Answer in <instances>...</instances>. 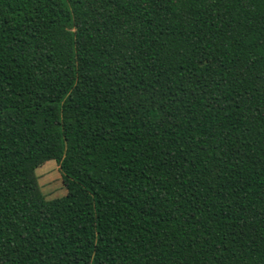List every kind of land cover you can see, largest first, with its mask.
Masks as SVG:
<instances>
[{
	"label": "trees",
	"instance_id": "1",
	"mask_svg": "<svg viewBox=\"0 0 264 264\" xmlns=\"http://www.w3.org/2000/svg\"><path fill=\"white\" fill-rule=\"evenodd\" d=\"M0 264H264V0H0Z\"/></svg>",
	"mask_w": 264,
	"mask_h": 264
},
{
	"label": "rangeland",
	"instance_id": "2",
	"mask_svg": "<svg viewBox=\"0 0 264 264\" xmlns=\"http://www.w3.org/2000/svg\"><path fill=\"white\" fill-rule=\"evenodd\" d=\"M39 188L46 200L63 197L66 194L59 165L49 161L36 170Z\"/></svg>",
	"mask_w": 264,
	"mask_h": 264
}]
</instances>
